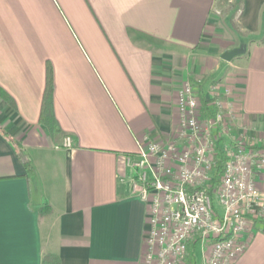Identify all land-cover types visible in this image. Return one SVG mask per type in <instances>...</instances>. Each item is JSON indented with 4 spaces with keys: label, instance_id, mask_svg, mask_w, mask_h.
I'll list each match as a JSON object with an SVG mask.
<instances>
[{
    "label": "crops",
    "instance_id": "obj_1",
    "mask_svg": "<svg viewBox=\"0 0 264 264\" xmlns=\"http://www.w3.org/2000/svg\"><path fill=\"white\" fill-rule=\"evenodd\" d=\"M236 1L0 0V264L141 263L147 206L125 158L174 129L183 80L206 99L228 84L235 128L263 145L264 0ZM233 264H264L260 224Z\"/></svg>",
    "mask_w": 264,
    "mask_h": 264
},
{
    "label": "built area",
    "instance_id": "obj_2",
    "mask_svg": "<svg viewBox=\"0 0 264 264\" xmlns=\"http://www.w3.org/2000/svg\"><path fill=\"white\" fill-rule=\"evenodd\" d=\"M207 99L213 112L203 115L198 91L183 80L174 129L159 139L144 134L126 155L132 192L147 206L140 264H189L191 242L193 264H233L248 246L252 219L264 218V142L235 128L228 84L211 85ZM218 157L223 171L215 182Z\"/></svg>",
    "mask_w": 264,
    "mask_h": 264
},
{
    "label": "trees",
    "instance_id": "obj_3",
    "mask_svg": "<svg viewBox=\"0 0 264 264\" xmlns=\"http://www.w3.org/2000/svg\"><path fill=\"white\" fill-rule=\"evenodd\" d=\"M53 92H54V82H53V73L51 71V67L48 66L46 72V81H45V88L42 97V104L40 110V121L44 123L51 133L57 132L59 130L58 123L54 117L53 112ZM0 95L5 96L6 99H11L8 95L4 93V91L0 88ZM199 102L202 110L203 115H209L213 112V108H211V100L206 99L202 96L201 90L199 91ZM223 158H217V165H216V178L214 179L215 182H218L219 176L222 173V166H223ZM253 224H260L262 231L264 232V218L262 219H252ZM194 250L195 245L191 242L188 246V253H187V261L189 264H193L194 262ZM195 263V262H194ZM42 264H59L58 259L54 255L45 254L43 257Z\"/></svg>",
    "mask_w": 264,
    "mask_h": 264
},
{
    "label": "water",
    "instance_id": "obj_4",
    "mask_svg": "<svg viewBox=\"0 0 264 264\" xmlns=\"http://www.w3.org/2000/svg\"><path fill=\"white\" fill-rule=\"evenodd\" d=\"M246 51V42L242 39L239 46L233 49H229L222 53L221 58L227 61H230L232 58L237 57L245 53Z\"/></svg>",
    "mask_w": 264,
    "mask_h": 264
},
{
    "label": "rangeland",
    "instance_id": "obj_5",
    "mask_svg": "<svg viewBox=\"0 0 264 264\" xmlns=\"http://www.w3.org/2000/svg\"><path fill=\"white\" fill-rule=\"evenodd\" d=\"M223 1H226V3H228L229 5H232V7L234 8L233 9V12L234 13H237L238 11H239V9H238V7L239 6H237V4H239V2L238 1H236V0H223ZM236 15V14H235ZM199 247H198V251H199ZM197 251V252H198ZM199 254V253H198Z\"/></svg>",
    "mask_w": 264,
    "mask_h": 264
}]
</instances>
